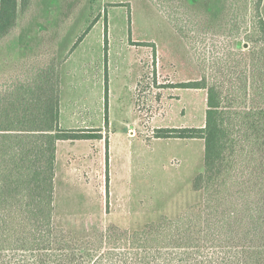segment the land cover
Here are the masks:
<instances>
[{"label": "rangeland", "instance_id": "obj_1", "mask_svg": "<svg viewBox=\"0 0 264 264\" xmlns=\"http://www.w3.org/2000/svg\"><path fill=\"white\" fill-rule=\"evenodd\" d=\"M258 2L32 0L21 12L0 39V98L52 67L61 128L104 129L101 139L59 145L57 226L137 230L203 202L194 180L204 140L154 133L205 124L207 91L180 84L206 77L230 86L258 35Z\"/></svg>", "mask_w": 264, "mask_h": 264}, {"label": "trees", "instance_id": "obj_2", "mask_svg": "<svg viewBox=\"0 0 264 264\" xmlns=\"http://www.w3.org/2000/svg\"><path fill=\"white\" fill-rule=\"evenodd\" d=\"M31 3L0 0V39ZM262 4L258 35L237 61L229 87L206 77L180 84L207 91L205 124L155 130V138L205 144V167L194 180L203 202L176 219L163 217L137 230L111 225L86 235L57 226V143L101 139L102 129L61 128L52 67L1 97L0 264H264Z\"/></svg>", "mask_w": 264, "mask_h": 264}, {"label": "crops", "instance_id": "obj_3", "mask_svg": "<svg viewBox=\"0 0 264 264\" xmlns=\"http://www.w3.org/2000/svg\"><path fill=\"white\" fill-rule=\"evenodd\" d=\"M60 126H61V116H60ZM108 126H109V121H108ZM62 127V126H61ZM101 129H102V132H103V128L102 127H100ZM64 129V128H63ZM84 129H88V127H86V128H84ZM61 141H65V140H60V141H58V143H57V157H58V148H59V145H60V143H61ZM68 141V140H67ZM69 141H72V140H69ZM73 142V141H72ZM56 166H57V158H56ZM56 170H57V167H56ZM56 172V171H55ZM55 176H57V172L55 173Z\"/></svg>", "mask_w": 264, "mask_h": 264}]
</instances>
